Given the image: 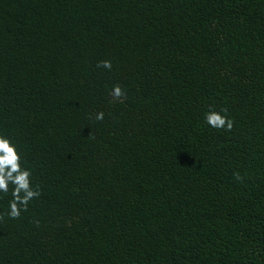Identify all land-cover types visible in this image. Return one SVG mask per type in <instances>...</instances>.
Instances as JSON below:
<instances>
[{"label": "trees", "instance_id": "16d2710c", "mask_svg": "<svg viewBox=\"0 0 264 264\" xmlns=\"http://www.w3.org/2000/svg\"><path fill=\"white\" fill-rule=\"evenodd\" d=\"M0 134V264H264V0H0Z\"/></svg>", "mask_w": 264, "mask_h": 264}, {"label": "clouds", "instance_id": "9594fccd", "mask_svg": "<svg viewBox=\"0 0 264 264\" xmlns=\"http://www.w3.org/2000/svg\"><path fill=\"white\" fill-rule=\"evenodd\" d=\"M97 67L111 71L112 62L102 60L97 63ZM109 95L114 101L121 103L126 98V93L118 84L112 86ZM226 113V108L221 109L220 112L210 108L205 114L204 122L213 129L230 133L234 128V120ZM94 116L97 121H103L105 113L99 111ZM21 160L22 156L16 145L8 137L0 134V199L11 194L8 200V211L6 214L0 213V221H4L5 216L11 220L19 219L22 212L28 211L30 202L41 196L40 186H33L31 170L23 167ZM234 178L243 181L239 172L234 173Z\"/></svg>", "mask_w": 264, "mask_h": 264}]
</instances>
